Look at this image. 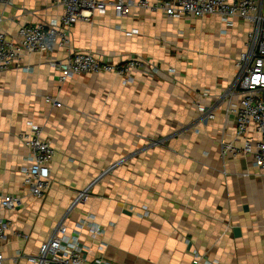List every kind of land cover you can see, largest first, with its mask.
Here are the masks:
<instances>
[{
    "label": "crops",
    "instance_id": "1",
    "mask_svg": "<svg viewBox=\"0 0 264 264\" xmlns=\"http://www.w3.org/2000/svg\"><path fill=\"white\" fill-rule=\"evenodd\" d=\"M257 2L264 15V0ZM62 13L58 0L0 1V30L14 38L21 24ZM250 27L237 18L225 25L214 14L171 18L135 6L116 16L108 7L74 24L69 50L113 63L137 58L141 65L128 77L60 81L50 62L63 61L64 48L25 53L0 73V197L22 198L2 210L11 223L4 264L18 250L35 253L60 222L78 236L87 262L264 264V172L250 155L220 150L223 141L242 144L228 88ZM197 104L214 117L203 119ZM30 124L55 150L41 198L21 180L29 158L21 135ZM84 191L87 198L76 201Z\"/></svg>",
    "mask_w": 264,
    "mask_h": 264
},
{
    "label": "built area",
    "instance_id": "2",
    "mask_svg": "<svg viewBox=\"0 0 264 264\" xmlns=\"http://www.w3.org/2000/svg\"><path fill=\"white\" fill-rule=\"evenodd\" d=\"M9 2V0H0ZM63 13L58 20L49 23H24L18 26L14 38H9L0 30V73L13 66H19L26 53L39 52L50 54L64 48L67 57L60 62L50 64L59 71V80L64 81L72 76L93 73L113 72L128 77L129 72L141 65L137 58L125 62H109L99 59L90 51H70L71 30L79 20H88L94 12H102L112 7L116 16L130 13L135 6L152 10H161L171 18L202 17L217 15L225 25H231L234 18L250 24L246 36L245 49L235 61L236 76L228 94V110L235 121L234 135L242 139L237 146L232 142H221V154L230 153L250 155L254 165L264 172V15L259 9L257 0H58ZM27 69V68H26ZM232 96H238L236 100ZM44 100L59 107L60 103L51 96ZM196 108L205 120L214 117L211 108L197 104ZM41 127L30 124L28 131L21 135V141L29 152L28 164L21 167L22 183L28 188L31 196L41 198L50 184L49 164L55 154L54 148L47 139L41 136ZM257 136V137H256ZM87 198V192L78 194L76 201ZM21 196L4 194L0 197V264L6 257L1 247L7 243L11 223L4 219L2 210L10 211L21 204ZM92 233L98 228L91 226ZM21 241H28L30 236L22 231L13 232ZM14 264H102L101 260L87 262L81 255L78 236L68 233L67 225L60 222L55 226L47 240L40 243L35 253L23 254L17 251L10 258ZM195 257L193 264H199Z\"/></svg>",
    "mask_w": 264,
    "mask_h": 264
},
{
    "label": "rangeland",
    "instance_id": "3",
    "mask_svg": "<svg viewBox=\"0 0 264 264\" xmlns=\"http://www.w3.org/2000/svg\"><path fill=\"white\" fill-rule=\"evenodd\" d=\"M25 254V253H24ZM5 264H14L13 262H12V260H11V262H9V263H5ZM18 264H20V263H18Z\"/></svg>",
    "mask_w": 264,
    "mask_h": 264
}]
</instances>
